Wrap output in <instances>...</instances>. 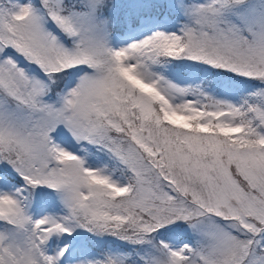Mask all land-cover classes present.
Instances as JSON below:
<instances>
[{
  "label": "snow or ice",
  "instance_id": "1",
  "mask_svg": "<svg viewBox=\"0 0 264 264\" xmlns=\"http://www.w3.org/2000/svg\"><path fill=\"white\" fill-rule=\"evenodd\" d=\"M0 264H264V0H0Z\"/></svg>",
  "mask_w": 264,
  "mask_h": 264
}]
</instances>
